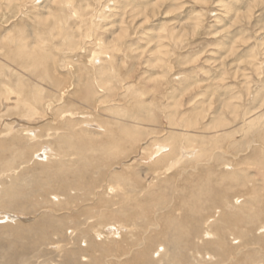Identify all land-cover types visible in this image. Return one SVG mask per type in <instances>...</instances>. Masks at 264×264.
<instances>
[{
  "label": "rangeland",
  "instance_id": "obj_1",
  "mask_svg": "<svg viewBox=\"0 0 264 264\" xmlns=\"http://www.w3.org/2000/svg\"><path fill=\"white\" fill-rule=\"evenodd\" d=\"M0 156V264H264V0H0Z\"/></svg>",
  "mask_w": 264,
  "mask_h": 264
},
{
  "label": "bare ground",
  "instance_id": "obj_2",
  "mask_svg": "<svg viewBox=\"0 0 264 264\" xmlns=\"http://www.w3.org/2000/svg\"><path fill=\"white\" fill-rule=\"evenodd\" d=\"M3 87V86H2ZM5 88V87H4ZM6 90V89H5ZM7 100V99H6ZM4 102V101H3ZM29 103V102H28ZM16 105V104H15ZM31 120V119H30ZM133 122V121H132ZM20 125V124H19ZM14 126V125H13ZM23 129V128H22ZM25 129V128H24ZM25 131H27L26 132V134L28 133L30 136H34L35 137V133L33 132V130H28V129H26ZM20 143H21V141H19ZM91 146V145H90ZM94 147V146H93ZM158 148V147H157ZM161 148V147H160ZM49 149V148H48ZM163 149V148H162ZM45 150V149H44ZM163 151V150H162ZM157 152H161L160 151V149H157ZM153 154V153H152ZM25 155V154H24ZM50 155V154H49ZM27 156V155H26ZM158 156V155H157ZM0 158H1V156H0ZM45 159H47V155H46V157H45ZM180 159V158H179ZM180 160H182V159H180ZM177 161L178 163L179 162H181V161ZM47 161V160H46ZM154 161V160H153ZM178 163H176V164H174L175 166L176 165H178ZM182 163V162H181ZM172 164V163H171ZM170 164V165H171ZM180 164V163H179ZM173 166V165H172ZM170 168H173V167H170ZM191 168V167H190ZM188 169V168H187ZM197 177V176H196ZM92 182H94V181H92ZM67 184V183H66ZM87 184V183H86ZM85 184V185H86ZM89 184V183H88ZM50 187V186H49ZM68 187L67 186H61V188L59 189H56V187H55V189H54V192H53V196L52 197H54L55 199H56V201H58V197H62V196H65L66 195V193H68V191L66 190ZM109 188H112V186L110 187L109 186ZM46 189H47V187H46ZM199 190H201V189H199ZM198 190V192H200ZM71 191V190H70ZM110 191H112L111 189H110ZM195 191V190H194ZM193 192V191H192ZM42 193H43V191H42ZM194 194V193H193ZM183 202V201H182ZM100 204V202H98L97 204H96V206H98ZM101 205V204H100ZM183 205H184V203H183ZM105 206V205H104ZM187 206V205H186ZM191 206V205H190ZM52 210V209H51ZM189 211H190V209H188ZM90 211V210H89ZM195 211V210H194ZM52 213H53V211H51ZM177 212V211H176ZM196 212V211H195ZM172 213V212H171ZM178 213V212H177ZM197 213V212H196ZM85 214V213H84ZM192 214V213H191ZM169 215V214H168ZM197 215V214H196ZM171 216V215H170ZM173 216V215H172ZM190 216V215H189ZM112 217V216H111ZM167 216H165V218H161L162 220H160L161 221V223H162V229H163V231L160 233V234H158V236H161L162 238H165L166 236H168V235H170L171 233H175V234H178V235H180L181 234V232L179 231V228L180 227H178V225L176 224V221H175V219H172V218H166ZM225 218H229L228 216H225ZM7 219V218H6ZM132 219V218H131ZM109 220V219H108ZM210 221H212L211 219H209ZM230 220V219H229ZM199 222V220L198 219H194V224H193V227H192V230H194V227L195 226H197V223ZM226 222V221H225ZM61 223V222H60ZM207 223V222H206ZM50 224V223H49ZM59 224V223H58ZM65 225V224H64ZM209 225V224H208ZM56 227V226H55ZM206 227V226H205ZM36 228V227H35ZM50 228V227H49ZM60 228V227H59ZM62 228V227H61ZM64 228V227H63ZM66 228V227H65ZM107 230V229H106ZM116 230H118V229H116ZM217 230H219V232L220 233H222L223 231H222V228L219 226L218 227V229ZM113 231V230H112ZM111 231V232H112ZM122 231V230H121ZM118 232V231H117ZM116 233V232H115ZM119 233V232H118ZM100 234V233H99ZM239 234V233H238ZM112 235H114V234H112ZM116 235V234H115ZM122 235V234H121ZM182 235V234H181ZM157 235H155V237H156ZM185 236V235H184ZM152 238V237H151ZM176 238V237H175ZM185 238V237H184ZM149 240V241H148ZM147 241H148V245H149V247H152L153 246V244H154V242H155V239H154V237H153V239H148ZM174 240V239H173ZM181 240V239H180ZM166 242V241H165ZM176 242V241H175ZM166 244V243H165ZM223 243H221V245H222ZM162 247H165V246H162ZM169 248V247H168ZM161 250V249H160ZM158 252V251H157ZM150 255H149V260H150ZM148 262V261H147ZM150 263H151V261H149ZM148 262V263H149ZM149 263V264H150ZM147 264V263H146Z\"/></svg>",
  "mask_w": 264,
  "mask_h": 264
}]
</instances>
